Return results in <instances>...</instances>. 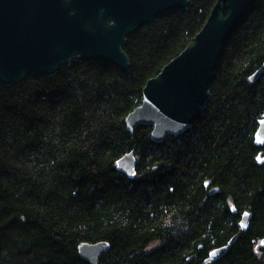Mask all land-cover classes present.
Segmentation results:
<instances>
[{"label":"trees","instance_id":"16d2710c","mask_svg":"<svg viewBox=\"0 0 264 264\" xmlns=\"http://www.w3.org/2000/svg\"><path fill=\"white\" fill-rule=\"evenodd\" d=\"M216 1L189 0L135 31L128 71L75 58L54 75L0 81V264H91L78 248L99 241L110 244L99 264H202L233 237L211 264H264V74L250 81L264 61V0L224 44L192 128L155 143L152 127L125 123ZM130 151L134 178L117 169Z\"/></svg>","mask_w":264,"mask_h":264},{"label":"water","instance_id":"95a60500","mask_svg":"<svg viewBox=\"0 0 264 264\" xmlns=\"http://www.w3.org/2000/svg\"><path fill=\"white\" fill-rule=\"evenodd\" d=\"M255 3L216 1L194 39L146 82L142 103L125 119L129 132L140 125L150 126V139L162 143L168 135H180L197 123L223 46ZM188 5L189 0H0V81L16 86L28 78L54 75L75 58L128 71L131 63L124 50L128 37L163 14ZM263 74L264 61L250 81L256 82ZM255 143L264 144V119L259 121ZM258 161L264 163L262 152ZM136 166L134 151L117 161L118 171L129 178L135 177ZM251 219L252 213L242 214V231L249 229ZM235 241L233 237L213 249L202 264L219 260ZM259 246L264 247V238ZM109 249L107 241L84 242L78 248L91 264H99Z\"/></svg>","mask_w":264,"mask_h":264},{"label":"rangeland","instance_id":"374dc122","mask_svg":"<svg viewBox=\"0 0 264 264\" xmlns=\"http://www.w3.org/2000/svg\"><path fill=\"white\" fill-rule=\"evenodd\" d=\"M156 246V244H154V245H152L151 247H150V249L149 250H151L152 248H154Z\"/></svg>","mask_w":264,"mask_h":264},{"label":"snow or ice","instance_id":"6c2138e0","mask_svg":"<svg viewBox=\"0 0 264 264\" xmlns=\"http://www.w3.org/2000/svg\"><path fill=\"white\" fill-rule=\"evenodd\" d=\"M213 255H215V253H213Z\"/></svg>","mask_w":264,"mask_h":264}]
</instances>
